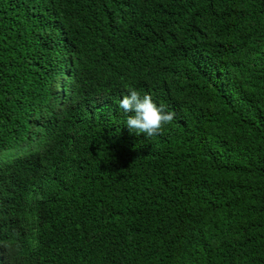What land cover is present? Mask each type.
<instances>
[{
    "label": "trees",
    "instance_id": "trees-1",
    "mask_svg": "<svg viewBox=\"0 0 264 264\" xmlns=\"http://www.w3.org/2000/svg\"><path fill=\"white\" fill-rule=\"evenodd\" d=\"M129 89L174 120L130 132ZM0 239V264H264V0H0Z\"/></svg>",
    "mask_w": 264,
    "mask_h": 264
},
{
    "label": "clouds",
    "instance_id": "clouds-1",
    "mask_svg": "<svg viewBox=\"0 0 264 264\" xmlns=\"http://www.w3.org/2000/svg\"><path fill=\"white\" fill-rule=\"evenodd\" d=\"M119 107L128 114L125 125L129 131L137 135L143 133L147 138L160 134L164 126L175 118V113L167 111L163 104L158 105L150 95L141 96L135 89L128 90L120 100ZM14 155H20L23 160L29 157L26 150L19 149L14 151ZM12 229H19L18 222L14 221Z\"/></svg>",
    "mask_w": 264,
    "mask_h": 264
}]
</instances>
